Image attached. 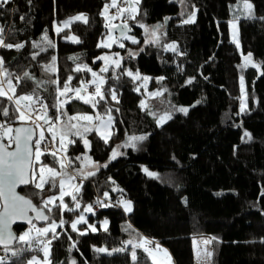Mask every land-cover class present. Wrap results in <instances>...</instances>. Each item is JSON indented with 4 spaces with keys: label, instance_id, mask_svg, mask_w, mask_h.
<instances>
[{
    "label": "trees",
    "instance_id": "1",
    "mask_svg": "<svg viewBox=\"0 0 264 264\" xmlns=\"http://www.w3.org/2000/svg\"><path fill=\"white\" fill-rule=\"evenodd\" d=\"M107 2L10 0L0 8V28H3L5 43L24 45L19 50L0 47V58L12 74L13 83L16 76L23 77L25 72L33 77L20 83L17 95L35 93L36 108L40 109L41 104L47 106V114L57 127L67 117L62 115L60 120H55L56 109L52 106L56 104V89H62L69 76L73 78L71 88L81 87L84 81L86 89L90 90L88 82L96 78L92 76L94 71L105 81L102 90L116 89L119 100L116 103L109 94L94 109L91 102L85 104L83 99L75 98V92L69 91L65 98L68 102L63 104L62 110L68 116L100 114L103 117L107 109H112V135L107 144L94 127L88 132L80 128L83 138L70 135L68 140L73 143H65L61 149L60 137L56 134L53 140L49 132L50 124L43 123L44 128H39L44 131V143L49 148L41 157L44 164L59 170L58 161H63L69 173L77 169L95 172L82 181L83 187L77 196L80 209L61 213L59 200L55 207L49 205L53 207L51 213L44 209L57 224L61 218L67 221L56 228L59 238L52 239L49 245L51 264H69L72 259L75 264H134L131 244L125 251L112 255L96 253L93 248H121L122 241L137 234L152 240V246L159 244L167 250V256L161 254L166 264H195L193 238L199 236L212 240L210 264H264V75H261L264 72V20L260 19L264 17V0H248L253 5L255 19H245L235 10L238 14L235 15L240 16L236 20L239 48L232 42L229 22L233 20L234 8L243 0H188L187 11L196 13L195 22L190 24L183 23L187 14L181 15L185 9L179 0H141L136 19L127 21L132 29L127 35L135 37L139 43L124 39L111 41V45L104 26L105 17L99 14ZM115 12L117 9L110 16H115ZM80 14L87 17V23L77 20L56 33L54 25ZM116 19L119 24L124 22L123 18ZM137 22L148 29L160 27L159 43H146L145 28L139 27ZM46 31L55 46L43 44L45 51L33 48V43H40ZM73 36L79 42L71 40ZM102 41L110 46L98 47ZM121 42L124 48L119 47ZM165 44H175L181 54L166 51ZM130 51L136 55L130 57ZM249 53L260 66V72L250 66L242 67ZM34 54H37L35 59ZM53 56L56 57L55 71L46 73L44 66L52 62ZM103 56L111 59L107 62L97 59ZM70 57L79 59L73 62ZM116 59L120 60L119 68L114 64ZM103 62L108 65L106 72L99 68ZM78 65H87L91 71L84 68L76 71ZM124 70L138 71L140 77H149L148 89L161 94L145 99L136 90L139 81L133 82L123 74ZM241 76L247 93V109L243 114H240ZM160 77L164 79L158 82ZM51 80L58 83H48ZM189 80L192 82L187 83ZM93 90H86L81 96ZM59 99L64 101L63 97ZM142 101L147 107H141ZM0 106L15 107L6 97H0ZM173 106L188 109L187 114L172 111L171 119L158 126L157 117ZM0 120L8 122L2 114ZM245 132L250 134V139ZM132 135L147 138L136 150L120 148L123 154L110 159L112 150ZM85 139L90 142V148L85 147ZM145 169L155 173L156 178L149 176ZM76 182L80 184L81 178L77 177ZM49 189L50 186L45 185V191L39 192L30 184L20 192L40 206L46 196L59 193L58 186ZM105 191L111 198L105 203L115 206L95 205L98 198L104 200ZM117 200L130 201L131 212L125 215L120 205L115 204ZM64 203L75 208L71 196L65 197ZM89 204L94 206L96 214L86 217L87 224H94L98 231L81 236L73 232L70 225ZM104 220L108 221L107 231L100 227ZM49 223L51 220L46 225ZM87 224L78 225V230L86 229ZM27 229L30 227H16L14 231L19 237ZM51 236L49 232L43 240ZM73 243L75 247L69 251ZM26 247L18 241L13 246ZM0 252L5 255L3 249ZM135 253V264H153L143 248L137 247ZM32 256L44 262L40 245L34 243L33 248L18 257L9 254L7 264H27ZM154 257L157 260L158 257Z\"/></svg>",
    "mask_w": 264,
    "mask_h": 264
},
{
    "label": "snow or ice",
    "instance_id": "2",
    "mask_svg": "<svg viewBox=\"0 0 264 264\" xmlns=\"http://www.w3.org/2000/svg\"><path fill=\"white\" fill-rule=\"evenodd\" d=\"M29 3H31V0H28ZM141 0H121V3L118 4L117 0H111V3H105L103 10L99 13L102 17H105V28L109 29L108 34V40L112 41L113 43L118 42L119 40H130L132 43L136 44L139 43L138 40H136L135 37L128 36L126 33L131 32V27L128 24V20H135L136 15L139 12V5ZM180 3L184 5L185 11L181 13V15L187 14V18L183 20L184 24H190L195 22V11L188 12V0H179ZM10 0H0V8L4 7L5 5L9 4ZM194 7V6H193ZM237 7H240V4H237ZM110 8H116L117 13L115 16H108L106 15L108 10ZM243 10L241 15L244 16L245 19H255L252 9L253 5L248 2V0H243L242 5ZM127 13V15H125ZM116 18H123L124 22L122 24L116 25L112 24L109 25V22ZM240 16L235 15L234 10V16L233 20L229 22V27L233 29L232 33V42L236 43V46L239 48V42L237 40V34H238V28L235 23L236 20H238ZM21 19H24V17H21ZM166 20L168 18H165ZM260 19L264 20V17H261ZM73 20H79L84 23H87V17L84 14L77 15L70 20H67L64 22V27H67L69 24L73 22ZM138 23V26L141 28H145L146 33V41L151 43H159V38L157 37V32L159 31L158 27H153L152 29H148L145 27V25ZM56 33L59 34L61 31L60 26L54 25ZM116 29L120 30V37L116 38L111 35V32L115 31ZM3 28H0V47H6L8 49L15 48L16 50H19L24 47L22 43L12 44V43H5L4 37L2 35ZM151 37V40H147L148 37ZM71 39L74 42H79V40L76 37H71ZM43 44H47L49 47H54L55 45L48 39L47 31L45 32L44 36L41 38L40 43H33V48H39L41 51H45L46 48L42 47ZM110 45L108 43H105L102 41L98 47H109ZM119 47L124 48L125 45L121 42L119 43ZM164 49L171 50L175 52L177 55H180L177 46L175 44H165L163 45ZM143 49H141L142 51ZM37 54L33 55V59L36 58ZM119 55V54H115ZM136 53L129 52V56L133 57ZM69 59L73 60V62L77 61L79 57H70ZM97 59H103L106 62L111 59V57L103 56L98 57ZM245 65L242 67H246L248 65H251V67L256 68L258 71H260V66L253 62L252 55L249 53L247 56L244 57ZM55 62L56 57H52V62L48 65L44 66L45 72H53L55 71ZM95 62V61H94ZM114 64L116 67H121L120 60L116 59L114 61ZM82 68L87 69V65H78V67L75 69L76 71H80ZM88 71H91V69H87ZM101 72L108 71L107 65L105 67H102L100 69ZM124 75H127L132 78L133 82L140 79V73L137 71L136 73H133L130 70H124ZM261 75H264V72H261ZM0 76H3V79H0V97H6V99L14 103L15 107L14 109H9L8 107L0 106V114H2L4 117L8 118V122H0V246L3 247L4 256H0V264H7L8 256L9 254L13 257H18L21 252L27 251L28 249L33 248L34 243L40 245V250L44 253V264H51V261L49 259L50 257V248L49 245L51 243L52 239L59 238V234L56 233L57 227H62L67 221H65L63 218L60 219L59 224H57L56 220L52 219V217L48 214H45L44 209H47L48 213H51L53 211V207L56 206L55 202L57 200L60 201V210L61 213L64 210L69 211H76L80 209L81 205L80 202L77 199V196L79 195L81 188L83 187L82 181L84 179H87L91 176L95 175L94 171H88L84 172L82 169H77L75 173H69L67 171V165L63 161L59 162V170H57L54 167H50L43 163L41 160V157L49 151L48 145L44 143L45 141V134L44 131L41 130L39 132L38 138L34 139V136H36V132L31 127H15L13 128L11 124L14 121L19 122H26L33 113H40L42 112V115L37 114L36 120L43 119L44 124H50L49 132L52 133L53 140L56 138V133H59L60 136V148L63 149L65 147V141L66 138L69 135L79 136L83 138V132L80 131V128H83L84 132L92 131L93 127L96 128V131L98 134H101V128L103 129H110L112 128V116L111 112L112 109H107V120H104L100 114H97L95 117V120L99 121L98 125H92L91 121L93 120L92 116L89 115H78V116H68L67 112H64L63 104L67 103V100H64L63 102L59 99V97L66 96V94L69 91H73L76 94L75 98L83 99V102L85 104H88L91 102L92 107L95 109L96 105L99 103L100 100H106L107 95H111L112 100L116 101V103H119L116 89L108 90L107 92L102 90V85L105 83L103 78H99V82L95 83V91L93 93H88V98H84L81 96L82 92L86 91V84L84 81H81V87L78 88H71L70 87V81L73 79L71 76L68 77V80L65 81L63 88H57V99L56 104H54L52 107H55L56 109V116L55 120H60L61 116L67 117L64 124L60 127H57L54 122H52V118L48 116L47 114V106L41 104V108L37 109L35 104L36 101L33 100V94H22L17 95V87L20 85V83L25 79H33V77L30 76L28 72H25L23 77L16 76L15 77V83H13L12 74L9 73L4 66L3 58H0ZM92 76L95 78L97 77V73L92 71ZM113 76L115 78H118L115 73H113ZM150 79L147 76L143 77L144 81H147ZM164 77H160L159 81H162ZM192 81L189 80L187 83H191ZM38 84L41 82H37ZM48 83H51L53 85L57 84L58 82L56 80L48 81ZM5 86L7 87V91L5 90ZM139 91V88L136 89ZM8 91L12 93V95H8ZM161 93H149V95H160ZM240 114H243L247 109V103H246V90H245V81L243 76L240 78ZM15 97V99H14ZM99 98L97 100L96 98ZM22 102H30V103H22ZM199 103V101H197ZM141 107L145 108L147 107L144 102H141ZM116 111H119V109H116ZM172 111H179L183 112L184 114H187L188 109L186 108H175L173 106L172 109L169 111H166L162 115H159L157 117V124L158 126L161 124V122H165L168 119H171V113ZM18 114V115H17ZM153 116H156L157 114L151 113ZM71 121H88L89 124L87 125H80L78 123H71ZM39 128H43V125H37ZM75 129V131H73ZM111 133H109V136L106 137L103 134H101V139L104 140L105 144L108 143V139L110 138ZM249 139L250 134L245 132L244 134ZM7 138L8 144L5 145L2 141ZM147 137L144 135H132L127 136L125 143L118 145L117 148L112 150V156L110 159H115L117 155H122L123 153L119 152L120 148H127L130 147L133 150L137 149V145L144 141ZM67 143H73V141L68 140ZM85 147L90 148V142L86 139L84 140ZM11 145H15L14 150L9 151V147ZM53 157H56V152H51ZM66 159V157H65ZM79 159V157H77ZM102 167H107V165H103ZM149 176H152L156 178V174L153 172L148 171L147 169L144 170ZM77 177L81 178V183L77 184L75 181ZM111 179V178H109ZM21 184H32L36 189L39 190V192L45 191V185H49L50 189L59 188V195L57 196L55 193L52 195L46 196V198L42 199L40 206H36L33 204L31 199L26 198L24 196H21L17 193L16 188L18 185ZM69 184L71 187L75 190V194L71 195V199L73 202H75V208H69L67 204L64 203V197L66 195H69L68 192L65 191V185ZM116 189L114 188L113 191ZM104 200L97 199L95 202L96 206L99 207H113L115 206L113 203H105V201H110L111 198L109 197V193L105 191L103 193ZM115 204H119L123 206L124 210L126 212L131 211V203L123 200H117ZM49 205H52L53 207H49ZM93 205L89 204L83 208V211L81 214L76 218L73 222H71V229L73 232H79V235L84 236L87 235L88 231L95 233L98 231L97 227L94 224H89L88 229L80 231L77 228L78 224L81 223H87V219L83 213H91L92 215H95L96 213L93 211ZM29 212L35 213L36 219L42 220V221H50L46 227L42 228H36L35 232L37 233L36 237L31 236L30 231H26L19 237H15L13 233L11 232V224L15 222L16 220H24L30 225L32 224V219L28 216ZM100 227L104 230H108V221L104 220L101 222ZM51 232L52 236L51 239L43 240L40 239L41 237H46L47 234ZM71 239V237H69ZM214 239V238H212ZM13 240H17L18 242H22L27 245L26 248H13L11 246V242ZM212 242L211 239H205L203 243L210 244ZM154 242L150 239H147L143 236H139L137 234L136 237H133L130 240L122 241L123 247L121 248H113L111 250H108L103 247H94L93 251L96 253H104L107 255H112L115 252H121L125 251L127 249V246L129 244L132 245V260L135 264L136 260V253L135 249L137 247L143 248V250L149 255V257L152 258L153 264H156V259L153 255V251L150 250L146 245L153 244ZM75 247V243L72 244V246L69 248V251L72 250V248ZM156 248L163 252L165 256L168 255L166 249L160 248L159 244H156ZM212 253L211 251L206 252L207 257H211ZM170 260V257H169ZM27 264H38V258L37 256H32L28 261ZM72 264H75L73 261Z\"/></svg>",
    "mask_w": 264,
    "mask_h": 264
},
{
    "label": "rangeland",
    "instance_id": "3",
    "mask_svg": "<svg viewBox=\"0 0 264 264\" xmlns=\"http://www.w3.org/2000/svg\"><path fill=\"white\" fill-rule=\"evenodd\" d=\"M117 2H118V4L119 3H121V0H117ZM107 3H111V0H108V2ZM240 4V7L238 8L237 6H236V8H234V10H236V12L238 13V14H241V12L242 11H246V10H243V8H242V5H243V2H240L239 3ZM113 9H115L116 10V8H110L109 10H108V12H107V14L106 15H108V16H110V13L112 12H114L113 11ZM233 10V9H232ZM231 10V11H232ZM234 13V12H233ZM237 13H235V14H237ZM237 14V15H238ZM73 18V17H72ZM71 19V18H70ZM69 19V20H70ZM74 21H77V20H73V22ZM235 23H237L236 21H235ZM56 26H60L61 27V30L62 29H64L65 27H64V23H62L61 25H56ZM153 28V27H152ZM151 27L149 28V29H152ZM159 28V31L157 32V36L160 34V32H161V28L160 27H158ZM54 29H55V27H54ZM56 31V30H55ZM232 33H233V29H231L230 28V35H231V39H232ZM152 38L149 36L148 38H147V40H151ZM72 40V39H71ZM146 43H150V42H147L146 41ZM245 61V60H244ZM107 64L105 63V62H103L101 65H100V69L102 68V67H105ZM248 66H250L251 67V65H248ZM107 68H108V65H107ZM256 69V68H255ZM257 70V69H256ZM258 71V70H257ZM258 72H260V71H258ZM99 78L100 77H96L95 79H93V80H91V81H89L88 82V85L91 87L90 88V90H92V88H94V90L93 91H91V92H88V91H90L89 90V88L88 89H86V90H88L87 92H86V96L84 97V98H88V93H93L94 91H95V83H98L99 82ZM138 81H139V85H138V87L137 88H139V93L145 98V99H150V98H153V97H156V96H158V95H155V96H153V95H149V93H157V91H155V90H153V91H151V90H149L148 89V87H149V79L147 80V81H144L143 80V77H141L140 79H138ZM6 86H5V90H6ZM9 93H10V91H8ZM82 94H85L84 92H82ZM66 96H68V94H66ZM66 96H62L63 97V99L65 100V98H66ZM37 114H40V115H42V113L40 112V113H33V115L26 121V122H22V124H30V125H34L35 126V129H36V131H37V138H38V135H39V132H40V130H39V127H37V125H43V128H44V124H42V122H41V120H36V115ZM76 116H78V115H76ZM89 116H92V115H89ZM93 117V120L91 121V124H92V122H94L95 121V116H92ZM104 120H107V115L106 116H103L102 117ZM166 122V121H165ZM165 122H161V124L159 125V126H161V125H163ZM71 123H78V124H82V123H89L88 121H71ZM64 124V123H63ZM62 124V125H63ZM94 125H98L99 124V121H96L95 123H93ZM62 125H58V127H60V126H62ZM112 125H113V121H112ZM41 129V128H40ZM94 129H95V132L97 133V131H96V128L94 127ZM73 131H75V129L73 130ZM109 133H111V135H112V128H110V129H103V128H101V134H103L104 136H106V137H108L109 136ZM58 136H59V133H56ZM101 134H98L97 133V135L101 138ZM111 135H110V137H111ZM70 136V135H69ZM69 136L66 138V141H65V143H67V141H68V139H69ZM60 137V136H59ZM110 139V138H109ZM108 139V140H109ZM103 140V139H102ZM104 141V140H103ZM53 148V147H52ZM54 149V148H53ZM76 182V181H75ZM77 183V182H76ZM65 191L66 192H68L69 193V195H66L65 197H67V196H71L73 193H74V189L71 187V185H69V184H66L65 185ZM58 195H59V193H58ZM57 195V196H58ZM64 197V198H65ZM123 201H127V202H130V201H128V200H123ZM131 203V202H130ZM120 208H121V210H122V212L125 214V215H127V214H129L130 212H126L125 210H124V208H123V206H121L120 205ZM131 210H132V204H131ZM84 215H85V217H87L88 215H90L91 213H83ZM80 215V214H79ZM78 215V216H79ZM78 216L76 217V218H78ZM75 218V219H76ZM74 219V220H75ZM82 224V223H81ZM87 224V223H86ZM78 225H80V224H78ZM78 225H77V228H78ZM88 225V224H87ZM47 225H45V227H46ZM37 227H34V226H30V229H27V231H30L31 232V236L32 237H36L37 236V233L35 232V229H36ZM86 229H88V227L86 228ZM86 229H79L80 231H83V230H86ZM102 229V228H101ZM103 230V229H102ZM56 231V230H55ZM90 231V230H89ZM88 231V232H89ZM91 232V231H90ZM23 234V233H22ZM22 234H20V235H22ZM19 235V236H20ZM42 239L44 238V237H41ZM205 239H210V237H206V236H199V237H195V238H193V243H194V253H195V264H210V257H207L206 256V252L207 251H211V245L210 244H205V243H203V241L205 240ZM146 247H148L150 250H152L155 254L154 255H156L158 258H157V260H156V264H166L165 263V259L162 257L163 255H161L163 252H160L155 246H152L151 244H149V245H146ZM43 255H44V253H43ZM0 256H3V254L0 252ZM158 259H162V261L161 262H159L158 261ZM38 264H44V262H42V261H40V260H38Z\"/></svg>",
    "mask_w": 264,
    "mask_h": 264
},
{
    "label": "water",
    "instance_id": "4",
    "mask_svg": "<svg viewBox=\"0 0 264 264\" xmlns=\"http://www.w3.org/2000/svg\"><path fill=\"white\" fill-rule=\"evenodd\" d=\"M118 25H119V24H118ZM107 31L109 32V29H108V28H107ZM129 33H130V32L126 33V35L129 34ZM111 34L114 35L116 38H119V37H120V30H119V29H116L115 31L111 32ZM22 103H26V102H22ZM21 126H24V127H31V128H33L34 131L36 132V136H34V139L37 138V131H36L34 125H30V124H18V125H16V126H14V128H15V127H21ZM14 147H15V145H14L13 148L10 149L9 151L14 150ZM29 185H30V184H28V185H25V184L18 185L17 188H16L17 193H18L19 195L23 196V195L21 194L20 191H21L22 189L26 188V187L29 186ZM45 214H46V212H45ZM28 216H29L30 218H33V219H32V224H31V225H33V224H38V225L43 226V225H46L47 222H48V221H42V220H39V219L34 218V217H35V213H33V212H29V213H28ZM31 225H30L29 223H27L26 221H24V220H20V219H18V220H16L15 222H13V223L11 224V232L13 233V235H14L15 237H17V234H16L15 231H14V229H15L16 227H24V228H26V227H30ZM16 241H17V240H13V241L11 242V246H12V247L14 246V244L16 243ZM131 247H132V245H131ZM0 249H3V247L0 246ZM73 261H74L73 259L70 260V261H69V264H72ZM74 262H75V261H74Z\"/></svg>",
    "mask_w": 264,
    "mask_h": 264
},
{
    "label": "built area",
    "instance_id": "5",
    "mask_svg": "<svg viewBox=\"0 0 264 264\" xmlns=\"http://www.w3.org/2000/svg\"><path fill=\"white\" fill-rule=\"evenodd\" d=\"M115 14H116V12H115ZM112 24H116V25H118V24H119V20H118V19L114 20V21L111 23V25H112ZM109 44L111 45L112 42L109 41ZM0 122H5V123H7V121H5V120H0ZM42 124H43V123H42ZM11 126L14 128V125H13V124H11ZM2 142H3L5 145H7V144H8V140H7V138H5ZM13 146H14V145H11V147H9L8 150L12 149ZM50 149L52 150V148H50Z\"/></svg>",
    "mask_w": 264,
    "mask_h": 264
}]
</instances>
